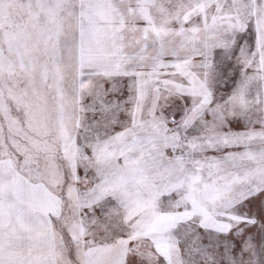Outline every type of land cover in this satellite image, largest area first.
<instances>
[{"label":"snow or ice","instance_id":"1","mask_svg":"<svg viewBox=\"0 0 264 264\" xmlns=\"http://www.w3.org/2000/svg\"><path fill=\"white\" fill-rule=\"evenodd\" d=\"M0 264H264V0H0Z\"/></svg>","mask_w":264,"mask_h":264}]
</instances>
